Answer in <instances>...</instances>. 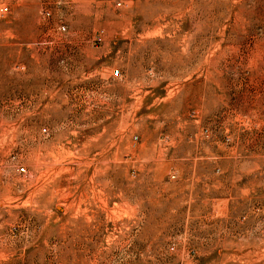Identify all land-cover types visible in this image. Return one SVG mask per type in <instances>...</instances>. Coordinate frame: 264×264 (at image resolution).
I'll return each instance as SVG.
<instances>
[{"label":"rangeland","instance_id":"rangeland-1","mask_svg":"<svg viewBox=\"0 0 264 264\" xmlns=\"http://www.w3.org/2000/svg\"><path fill=\"white\" fill-rule=\"evenodd\" d=\"M2 5L0 264H264V0Z\"/></svg>","mask_w":264,"mask_h":264},{"label":"built area","instance_id":"built-area-1","mask_svg":"<svg viewBox=\"0 0 264 264\" xmlns=\"http://www.w3.org/2000/svg\"><path fill=\"white\" fill-rule=\"evenodd\" d=\"M7 9V6L6 5H2L0 6V10H6ZM42 13L43 15H49L50 14V10L48 8H43L42 9ZM58 29L60 30H64L65 29V25L64 24H59L58 25ZM21 169H23V167H20Z\"/></svg>","mask_w":264,"mask_h":264}]
</instances>
